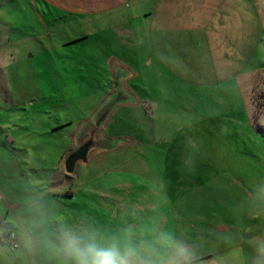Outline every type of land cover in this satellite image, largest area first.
I'll return each instance as SVG.
<instances>
[{"label": "rangeland", "instance_id": "obj_1", "mask_svg": "<svg viewBox=\"0 0 264 264\" xmlns=\"http://www.w3.org/2000/svg\"><path fill=\"white\" fill-rule=\"evenodd\" d=\"M253 1L262 28L259 50L245 73L222 83L200 73L196 74L195 82H189L183 79L182 74L162 72L158 65L149 66L151 57H155L156 53L158 58L159 51L156 46L150 48L143 41L144 27L136 19L138 13L128 14L132 11L131 7L111 16L88 14L78 21L56 25L49 31V18L58 16L47 7V0H0V75L3 74L5 78L22 75L21 79H14L20 84L26 75L22 70L29 69L30 80L37 83L36 86L39 84L51 99L62 98L61 104L65 101V115L62 117L71 121L60 132L43 134L36 127V118L42 116L45 122L55 121L58 117L57 105L50 107L47 114L41 112L45 109L42 106L26 105L23 108L4 103L6 96L0 98V103H3L0 104V114L8 119L19 118L23 128L17 131L20 132L19 136L24 137L25 144L14 154L18 159L19 179L8 182L2 196L5 223L0 225V264H34L33 236L47 235V231L54 230V227L58 231L62 227L66 230L67 226L74 224L69 221L74 219L72 216L95 208L97 193L91 196L88 206L84 200L89 198L82 193L72 199L67 198L69 200L58 197L60 192L58 190L55 193V189L60 185L56 184V177L62 166L60 160L73 147L74 135L82 123L90 120L98 107L113 98L116 99V105L106 124L100 127L99 135L112 139L114 152L123 153L124 147H127L123 156L139 151L143 156L145 140H142L143 144H134L130 138L134 132L146 129L150 132L146 136L149 143L145 147L151 151L164 147L165 144L160 142L164 134L186 131L184 135L190 136L188 143L198 147L195 156L200 167L181 171L186 173L185 183H189L188 178L193 176L196 182L191 185L202 190L197 194V209L209 210L217 222L231 227L229 234L237 238L238 242L264 236V0ZM175 10L178 16L189 23L188 16L193 12L190 1L185 6L177 4ZM128 15L135 16V20L132 21ZM193 29L189 26L182 32L190 33ZM48 33L49 40H44ZM82 35L84 37L81 38ZM34 36L39 40L33 39ZM70 39L79 40L68 43ZM64 42L66 44L62 47H53ZM12 46H18L15 47L16 57L10 54L9 48ZM204 48L207 52V48ZM15 49L12 48V52ZM148 51L151 52L147 55ZM189 60L204 70L210 67L207 56L190 57L183 54L180 57L183 63ZM107 67H113L115 73L111 74L113 77L115 75L113 89L107 80ZM7 78L5 82L10 83ZM120 84L126 89L122 90ZM8 92L13 90L6 89L5 93ZM135 99L144 104L143 110L148 113L146 118L144 111L141 117L136 111L125 110V103L120 104L123 101L129 104ZM151 99L154 105L145 101ZM209 117L226 118L237 123L238 127L241 125L240 134L231 138V144L236 149L220 144L219 140L222 138V141L227 133L198 124ZM187 123L190 126L183 127ZM69 132L73 137L69 141H60ZM37 139L43 144V149L36 145ZM27 142L31 144L26 145ZM177 142L180 146L187 145L180 137ZM99 154L104 155L106 152L96 149L89 158ZM8 155H12L11 149ZM204 155L213 157L214 163H208ZM80 164L76 170L78 175ZM162 181L166 186H172L171 193L177 192L173 174ZM81 184L79 181L78 185ZM166 186L151 188L166 194ZM93 216L96 214L91 212L81 223L93 224ZM8 228L19 239L16 238L18 245L8 241ZM52 246L48 239L44 241L45 251ZM50 251L52 259L58 258L61 264V259L54 255L56 247Z\"/></svg>", "mask_w": 264, "mask_h": 264}, {"label": "crops", "instance_id": "obj_2", "mask_svg": "<svg viewBox=\"0 0 264 264\" xmlns=\"http://www.w3.org/2000/svg\"><path fill=\"white\" fill-rule=\"evenodd\" d=\"M188 1L193 8V12L188 16L189 23L178 16L175 10L177 4L185 6ZM46 4L58 16L49 18V25L47 24L49 31L56 25L78 21L88 14L111 16L118 13L117 11L120 12L131 7L132 11L128 14L138 13L139 16L136 19H139L144 27L143 41H146L150 48L156 46L159 51L158 58L156 53L155 57H151L149 66L156 67L158 65L162 72L182 74L183 79L189 82H195L197 73L202 76L207 75L215 82L226 83L236 79L245 73L249 64L253 62L259 50L262 35L261 21L253 0H47ZM1 10L0 7V12ZM130 16L128 15V17ZM131 18L132 21L135 20V16H131ZM126 25L129 26L128 20ZM189 26L194 27L190 33L182 32ZM34 38L38 39L37 36ZM43 39L49 40V33ZM79 39H70L67 42ZM65 44L66 42L61 45L54 44L53 47H62ZM15 47L18 46L9 48L13 57H16L17 49ZM204 47L207 48V52L204 51ZM12 48L15 49L14 52H12ZM150 52L148 51L147 55ZM183 54L190 57H209V69L200 68L192 60L186 63L181 62L180 57ZM147 55L144 57L145 60ZM112 68L107 67L109 74L107 80L111 82V89H113L112 82L115 77V75L111 76V74H115ZM14 70L15 68H13L12 74ZM104 70L106 71V69ZM22 72L26 75L23 76V81L21 80L20 84H17V80L14 79H21L22 75L6 77L10 83L5 82L7 80L3 74L0 75V98L6 96L4 103L24 106L23 108H26V105L42 106L45 109L41 112L47 114L50 107L57 105L58 117L55 121L45 122V119L42 120V116L36 118V127L43 134L60 132L71 124V121H66V117H62L65 115V101L61 104L62 98L51 99L39 84L36 86L37 83L30 80L31 71L29 69L22 70ZM6 89H11L13 92L6 94ZM121 89L125 90L126 88L121 85ZM145 101H150L149 103L153 105L155 103L153 99ZM126 103V101L120 103L127 107L125 110L136 111L141 117L145 114L144 118L146 115L148 116V113L143 110L144 104H141V101L138 102L135 99L132 103ZM246 117L248 119V116ZM91 120L92 118L82 123L74 138L83 125ZM195 120L197 121V119ZM198 124L203 127H215L220 132L227 133L222 141V138L219 140L220 144L222 147L230 146L236 149L234 144H231L233 142L231 138L240 134L241 125L238 127L237 123L229 119H214L213 117L204 118ZM189 126L190 123H187L183 127ZM22 128L18 117L8 119L0 114V192L3 193L0 195V225L5 223L4 216L2 217V196L6 192V185L10 181L19 179L18 159L14 154L25 146L24 137L19 136L20 132L17 131ZM178 133L179 136H177ZM185 133L186 131H179L173 135L164 134V139L160 140L165 144L164 147L150 151L145 147L149 143L146 136L150 135V132L147 129L142 132H134V135L130 136L134 144H143L142 140H145L143 156L141 151L123 156L127 147H124L123 153L114 152V148L105 150L106 154H99L92 159L90 157L86 164H80L79 175L76 172L78 166L73 175L65 174L62 164L63 155L60 160L62 166L59 172L61 173L58 172L59 175L56 177V184L62 188H56L55 193L59 190L58 197L63 200L72 199L76 194L82 193L83 196L89 198V200H84L86 206L89 205L88 201L91 196L97 193L95 194V208L93 210L90 208L86 213L72 216L73 220L67 217L74 224L67 226L66 230L62 227L61 231H58L57 227H54V230L47 231V235L33 236L34 264H60L58 258L52 259L50 250L63 242L66 232H93L98 240L108 242L129 228L134 232L135 243L146 242L159 249V256L156 259L160 264H168L171 256V247L164 246L166 240L169 245L175 242L189 248L194 257L192 264H247L249 258L257 254L258 244L264 240V236H255L238 242L237 238H232V235L229 234L231 227L217 222L215 215L209 210L197 209L196 198L201 189L196 185H191L196 182V178L193 176L188 178L189 183H185L187 178L183 170H195L200 167L196 160L197 155L195 156L198 147L196 144L188 143L190 136L184 135ZM71 137L73 136L69 132L68 136L60 141H69ZM179 137L187 145L180 146L177 142ZM104 139L110 142L112 140ZM29 144L31 143H26V145ZM36 145H40L41 149L44 148L39 139H37ZM74 147L75 141L72 148ZM10 149L12 155L9 156ZM137 155L140 156L139 159ZM204 157L208 163H214L213 157L209 155H204ZM181 169L183 170L181 171ZM171 174L175 176L174 183L177 187L175 193H171L173 188L170 184L166 186L162 181L167 180ZM79 181L82 182L81 185H78ZM160 185L166 186L164 189L166 194L157 190L153 191L151 188V186ZM208 197L210 200L211 195ZM91 212L96 214L95 217L93 216L94 223L91 225L81 223L84 218L89 217ZM69 217L71 218V216ZM75 223L79 225H75ZM32 228L34 229L33 226ZM8 229L10 233L8 241L18 245V238L14 231ZM36 229L39 231V228ZM1 238L0 236V240ZM46 239L53 245L48 251H45L43 247ZM54 255L61 259V264H71V261L60 257L57 251H54Z\"/></svg>", "mask_w": 264, "mask_h": 264}, {"label": "clouds", "instance_id": "obj_3", "mask_svg": "<svg viewBox=\"0 0 264 264\" xmlns=\"http://www.w3.org/2000/svg\"><path fill=\"white\" fill-rule=\"evenodd\" d=\"M171 256L168 264H192L193 254L180 244H168ZM57 254L71 264H160L159 249L146 242H134L132 229L124 230L108 242H101L93 232H66L63 242L56 246ZM247 264H264V241L259 242L257 254Z\"/></svg>", "mask_w": 264, "mask_h": 264}, {"label": "water", "instance_id": "obj_4", "mask_svg": "<svg viewBox=\"0 0 264 264\" xmlns=\"http://www.w3.org/2000/svg\"><path fill=\"white\" fill-rule=\"evenodd\" d=\"M116 99L103 104L80 129L75 137V147L63 156L62 164L66 175H73L79 163L86 164L96 149L110 150L112 143L99 135V129L104 125L107 117L116 105Z\"/></svg>", "mask_w": 264, "mask_h": 264}]
</instances>
